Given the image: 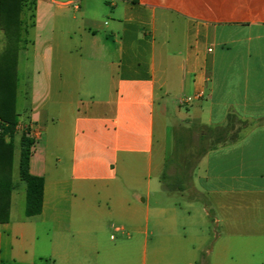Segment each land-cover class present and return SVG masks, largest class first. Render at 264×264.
Here are the masks:
<instances>
[{
	"label": "crops",
	"instance_id": "0c3cea01",
	"mask_svg": "<svg viewBox=\"0 0 264 264\" xmlns=\"http://www.w3.org/2000/svg\"><path fill=\"white\" fill-rule=\"evenodd\" d=\"M34 2L15 164L27 132L43 208L27 217L14 177L0 264H133L128 230L169 264H264V0ZM230 116L239 139L166 189L177 131Z\"/></svg>",
	"mask_w": 264,
	"mask_h": 264
},
{
	"label": "trees",
	"instance_id": "16d2710c",
	"mask_svg": "<svg viewBox=\"0 0 264 264\" xmlns=\"http://www.w3.org/2000/svg\"><path fill=\"white\" fill-rule=\"evenodd\" d=\"M34 0H0V31L3 46L0 51V224L10 221L11 200L15 189L14 164L17 127L20 116L17 113L18 63L20 52L28 44L29 24L23 18L26 10L33 19ZM243 124L235 116L229 117V124L221 128L181 127L176 134V145L172 158L161 178L166 189L184 190L186 171L208 151L220 145L232 144L239 139V131L231 134L235 124ZM198 132L195 142L194 134ZM210 143L207 148L205 144ZM33 140L24 132L20 135L19 177L26 184V215L35 217L41 214L45 181L29 173V161ZM190 150L192 152L188 153ZM194 162V163H193ZM176 166L181 172L175 175L176 184H170L172 176L168 170ZM183 171V172H182Z\"/></svg>",
	"mask_w": 264,
	"mask_h": 264
},
{
	"label": "rangeland",
	"instance_id": "374dc122",
	"mask_svg": "<svg viewBox=\"0 0 264 264\" xmlns=\"http://www.w3.org/2000/svg\"><path fill=\"white\" fill-rule=\"evenodd\" d=\"M29 14V12H28ZM28 19V17H27ZM24 65L21 63V68H20V78L21 81L26 79L25 77V71H24ZM25 77V79H24ZM22 116L23 113L21 112ZM195 142L197 141V137H194ZM175 145H176V140H175ZM210 146V143H206L204 145L205 148ZM192 152L190 150L188 153ZM18 153V152H17ZM194 163V162H193ZM196 165L195 163L189 168L186 173H187V180H185L184 185L186 187H190L192 185V181L194 178L195 170H196ZM180 173L181 171L177 169V167L174 165L169 168L168 173L172 176V181H170V184H176L175 182V175L177 173ZM183 172V171H182ZM14 177H15V182L18 184L19 188L21 186H24V182H22L19 179V158L17 156L16 158V164H15V170H14ZM127 233H130V238H131V244H132V249L130 252V258L132 260L133 264H142L144 259H146L147 264H155L156 261H159L160 264H169L172 262V256L168 254H159L157 251V245H156V238L153 237L152 235H149L147 242L145 243L144 236H134V234L131 232V230H128ZM112 237L118 241V239H128V235H121L117 232H114L113 230H108L106 236L103 239V242L106 245H109L110 243L113 242Z\"/></svg>",
	"mask_w": 264,
	"mask_h": 264
},
{
	"label": "built area",
	"instance_id": "2783aa9c",
	"mask_svg": "<svg viewBox=\"0 0 264 264\" xmlns=\"http://www.w3.org/2000/svg\"><path fill=\"white\" fill-rule=\"evenodd\" d=\"M75 8H77V6L75 5ZM0 132H1V130H0Z\"/></svg>",
	"mask_w": 264,
	"mask_h": 264
}]
</instances>
